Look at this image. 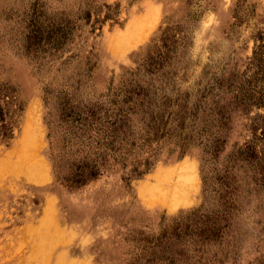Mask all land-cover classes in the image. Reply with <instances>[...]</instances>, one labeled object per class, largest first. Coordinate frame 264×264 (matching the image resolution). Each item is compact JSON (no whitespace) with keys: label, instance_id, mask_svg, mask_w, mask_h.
Wrapping results in <instances>:
<instances>
[{"label":"rangeland","instance_id":"374dc122","mask_svg":"<svg viewBox=\"0 0 264 264\" xmlns=\"http://www.w3.org/2000/svg\"><path fill=\"white\" fill-rule=\"evenodd\" d=\"M0 105V264H264V0H0Z\"/></svg>","mask_w":264,"mask_h":264},{"label":"trees","instance_id":"16d2710c","mask_svg":"<svg viewBox=\"0 0 264 264\" xmlns=\"http://www.w3.org/2000/svg\"><path fill=\"white\" fill-rule=\"evenodd\" d=\"M1 92L5 96L10 94L7 88L2 89ZM117 128L112 129V132L116 131ZM0 136L3 138L11 136V129L8 123L5 122V109L2 105H0ZM99 168L97 163H80L76 165L74 171L68 176L67 182L71 186L83 185L87 180L95 178L99 174ZM134 171L137 172V169H134ZM178 236L179 233L176 232V229L171 233H163L149 247V258L146 259L144 264H179L177 256H182V250L175 244Z\"/></svg>","mask_w":264,"mask_h":264},{"label":"bare ground","instance_id":"6f19581e","mask_svg":"<svg viewBox=\"0 0 264 264\" xmlns=\"http://www.w3.org/2000/svg\"><path fill=\"white\" fill-rule=\"evenodd\" d=\"M163 171V170H162ZM173 178H170V179H165V180H163V181H171ZM176 183H174V184H176V186L178 185V186H180L181 185V180H180V178L177 180V181H175ZM183 183V182H182ZM172 184V183H171ZM181 188V186L178 188V190ZM173 189V188H172ZM182 189V188H181ZM170 192V191H169ZM176 192H177V190H176ZM165 193V192H164ZM171 193V192H170ZM173 195H176V194H173ZM176 196H178V195H176ZM176 196H175V198H176ZM179 197V196H178ZM161 199H160V201H166V200H168V198H165V194H164V196H162V197H160ZM172 199H174V197H169V200L168 201H172ZM159 200V199H158ZM165 203V202H164ZM169 203V202H168ZM46 225V224H45ZM51 241V240H50Z\"/></svg>","mask_w":264,"mask_h":264}]
</instances>
